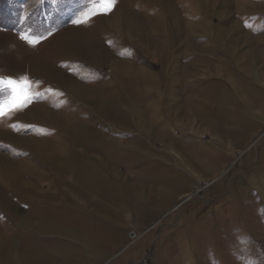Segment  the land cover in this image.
<instances>
[{"label":"rangeland","instance_id":"1","mask_svg":"<svg viewBox=\"0 0 264 264\" xmlns=\"http://www.w3.org/2000/svg\"><path fill=\"white\" fill-rule=\"evenodd\" d=\"M0 264H264V0H0Z\"/></svg>","mask_w":264,"mask_h":264}]
</instances>
